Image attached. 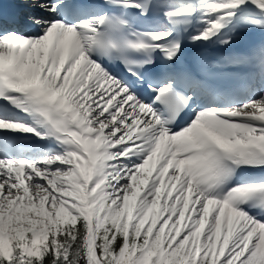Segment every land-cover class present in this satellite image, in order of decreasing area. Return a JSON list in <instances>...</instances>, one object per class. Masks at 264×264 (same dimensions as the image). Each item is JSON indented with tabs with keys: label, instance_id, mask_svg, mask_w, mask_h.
Listing matches in <instances>:
<instances>
[{
	"label": "snow or ice",
	"instance_id": "snow-or-ice-1",
	"mask_svg": "<svg viewBox=\"0 0 264 264\" xmlns=\"http://www.w3.org/2000/svg\"><path fill=\"white\" fill-rule=\"evenodd\" d=\"M37 6L0 2V264H264V0Z\"/></svg>",
	"mask_w": 264,
	"mask_h": 264
},
{
	"label": "bare ground",
	"instance_id": "bare-ground-1",
	"mask_svg": "<svg viewBox=\"0 0 264 264\" xmlns=\"http://www.w3.org/2000/svg\"><path fill=\"white\" fill-rule=\"evenodd\" d=\"M17 1V4H16V6H15V8L17 7H19L20 8V6L23 8V7H27V6H24L25 4H18V2H20V3H24L23 2V0H15V2ZM30 1V0H29ZM40 2H41V0H40ZM29 15H34V13H31V12H29V11H26V10H21V14H20V18L23 16L24 18L25 17H27V16H29ZM260 36H259V34H256V35H254V36H252V37H250V38H248V40L246 41V43H252V44H258L259 42H260Z\"/></svg>",
	"mask_w": 264,
	"mask_h": 264
},
{
	"label": "rangeland",
	"instance_id": "rangeland-1",
	"mask_svg": "<svg viewBox=\"0 0 264 264\" xmlns=\"http://www.w3.org/2000/svg\"><path fill=\"white\" fill-rule=\"evenodd\" d=\"M40 2V0H35V2H33V0H30L27 4H25V3H20V2H18V4H25L24 6H27V7H21L20 6V8L22 9V10H26V11H29V12H31V13H34V15H39L40 14V12H41V10L39 9V7L37 6L38 5V3ZM17 4V3H16ZM22 19V21L24 20V17L23 18H21ZM21 21V22H22Z\"/></svg>",
	"mask_w": 264,
	"mask_h": 264
}]
</instances>
